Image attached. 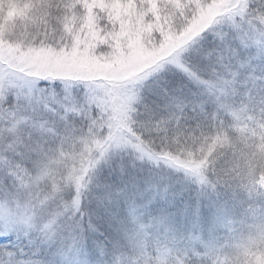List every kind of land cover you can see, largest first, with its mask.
I'll list each match as a JSON object with an SVG mask.
<instances>
[{
    "label": "snow or ice",
    "instance_id": "snow-or-ice-1",
    "mask_svg": "<svg viewBox=\"0 0 264 264\" xmlns=\"http://www.w3.org/2000/svg\"><path fill=\"white\" fill-rule=\"evenodd\" d=\"M0 264H264V0H0Z\"/></svg>",
    "mask_w": 264,
    "mask_h": 264
}]
</instances>
